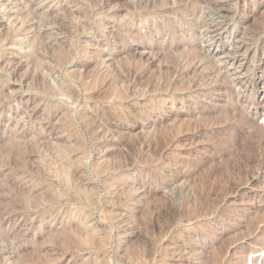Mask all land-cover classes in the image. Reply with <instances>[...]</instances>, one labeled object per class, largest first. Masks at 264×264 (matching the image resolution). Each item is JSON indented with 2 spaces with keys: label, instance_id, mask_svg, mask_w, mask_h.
<instances>
[{
  "label": "rangeland",
  "instance_id": "374dc122",
  "mask_svg": "<svg viewBox=\"0 0 264 264\" xmlns=\"http://www.w3.org/2000/svg\"><path fill=\"white\" fill-rule=\"evenodd\" d=\"M200 1L0 0V264H264V0Z\"/></svg>",
  "mask_w": 264,
  "mask_h": 264
},
{
  "label": "bare ground",
  "instance_id": "6f19581e",
  "mask_svg": "<svg viewBox=\"0 0 264 264\" xmlns=\"http://www.w3.org/2000/svg\"><path fill=\"white\" fill-rule=\"evenodd\" d=\"M157 1V0H156ZM182 1V0H181ZM145 2V1H144ZM201 2V1H200ZM200 2H198V3H196V4H198V8H199V3ZM207 2V1H206ZM227 2V1H226ZM204 3H205V1H204ZM204 3H200V6H201V4H204ZM212 3H214L213 5H212ZM191 4V3H190ZM187 6V5H186ZM211 6H213L214 8L217 6V9L219 10V11H221V7H223L224 6V1H212L211 3L209 2V3H207V4H204L203 6H202V8H204V9H208L209 7H211ZM180 7V6H179ZM178 8V7H177ZM201 8V7H200ZM213 8V9H214ZM219 8H221V9H219ZM187 10V9H186ZM200 10V9H199ZM203 10V9H202ZM217 11V10H216ZM203 12V11H202ZM207 12H209V13H211V14H214V11H211V10H208ZM224 12H225V10H224ZM218 14V13H217ZM182 15V14H181ZM197 15V14H196ZM216 17H219V16H216ZM206 18V17H205ZM197 19V18H196ZM218 20V19H217ZM204 21V20H203ZM213 23V24H210L209 25V23ZM211 22H209L208 23V25H209V27L210 28H212V30L211 31H209V32H213L214 33V31H216V29H218V26H220V28H221V26L223 25L222 23L220 24V22H218V21H214L212 18H211ZM225 23V22H224ZM177 24V23H176ZM225 25V24H224ZM223 27V26H222ZM256 28V27H255ZM222 29V28H221ZM227 29V27L226 26H224L223 27V30H226ZM262 29V28H261ZM217 33V32H216ZM175 34V33H174ZM257 35V34H256ZM186 44V43H185ZM237 45V44H236ZM239 46H241V45H239ZM238 46V47H239ZM245 48V47H244ZM246 49V48H245ZM50 51V50H49ZM246 51L247 50H243V52H241V53H243V54H246ZM237 52V51H236ZM240 52H238V53H240ZM240 53V54H241ZM63 58V57H62ZM30 61V60H29ZM34 61V60H33ZM187 64H189V63H191V59H189V60H186L185 61ZM177 63V62H176ZM180 63V62H179ZM34 64V63H33ZM90 64V63H89ZM178 64V63H177ZM197 64V63H196ZM181 65V64H180ZM189 67V66H188ZM125 69V68H124ZM109 72V71H108ZM189 73V72H188ZM169 74V73H168ZM190 74V73H189ZM107 75V74H106ZM180 75V74H179ZM36 76V75H35ZM40 78V77H39ZM38 78V79H39ZM103 78V77H102ZM73 91V90H72ZM99 92V91H98ZM96 95V94H95ZM88 98V97H87ZM91 114V113H90ZM251 124V123H250ZM194 127V126H193ZM253 127V126H252ZM254 128V127H253ZM158 134V133H157ZM254 135V134H253ZM157 137V136H156ZM256 137V136H255ZM258 138V137H257ZM168 139V138H167ZM258 140V139H257ZM141 141V140H140ZM151 141H152V139H151ZM147 142V141H146ZM243 144V143H242ZM152 148V147H151ZM30 149V148H29ZM152 152V151H151ZM243 153V152H242ZM25 154V153H24ZM43 155V154H42ZM224 155V154H223ZM12 156V155H11ZM46 156V155H45ZM28 157V156H27ZM229 157V156H228ZM63 158V157H62ZM30 159V158H29ZM61 159V158H60ZM64 159V158H63ZM249 160V159H248ZM62 161V160H61ZM250 161V160H249ZM63 162V161H62ZM232 162V161H231ZM56 163V162H55ZM208 164V163H207ZM161 166V165H160ZM238 166V165H237ZM57 167V166H56ZM58 168V167H57ZM176 169H178V168H176ZM221 170V169H220ZM216 172V171H215ZM214 172V173H215ZM214 174H212V176H213ZM193 180V179H192ZM211 184V183H210ZM82 185V184H81ZM83 186V185H82ZM86 186V185H85ZM80 194V193H79ZM82 196V195H81ZM205 197H206V195H204ZM203 198V197H202ZM204 199V198H203ZM96 203V202H95ZM168 204V203H167ZM170 205V207L171 208H173L172 206H171V204H169ZM198 205V204H197ZM167 206V205H166ZM186 208V207H185ZM175 209V208H174ZM186 210V209H185ZM189 210V209H188ZM163 211V210H162ZM161 213V212H160ZM167 213V212H166ZM184 213V212H183ZM170 214V213H169ZM161 215V214H160ZM161 218V217H160ZM161 220V219H160ZM157 221V220H156ZM162 221H163V219H162ZM165 228V227H164ZM156 230H157V228H156ZM63 235H65V234H63ZM79 235H80V233H79ZM142 237V236H141ZM66 240H67V238H66ZM71 242H72V240H71ZM73 245V244H72ZM151 249V248H150ZM81 250V249H80ZM85 250V249H84ZM209 259V258H208ZM215 261L217 260V258H215L214 259Z\"/></svg>",
  "mask_w": 264,
  "mask_h": 264
}]
</instances>
